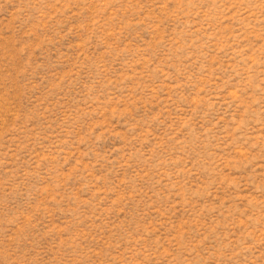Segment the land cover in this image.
Listing matches in <instances>:
<instances>
[{
	"label": "rangeland",
	"instance_id": "rangeland-1",
	"mask_svg": "<svg viewBox=\"0 0 264 264\" xmlns=\"http://www.w3.org/2000/svg\"><path fill=\"white\" fill-rule=\"evenodd\" d=\"M0 264H264V0H0Z\"/></svg>",
	"mask_w": 264,
	"mask_h": 264
}]
</instances>
